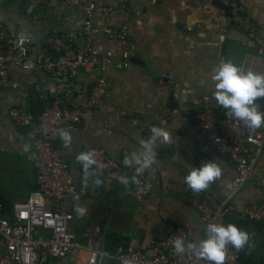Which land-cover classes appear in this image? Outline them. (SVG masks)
Here are the masks:
<instances>
[{
    "label": "crops",
    "instance_id": "1",
    "mask_svg": "<svg viewBox=\"0 0 264 264\" xmlns=\"http://www.w3.org/2000/svg\"><path fill=\"white\" fill-rule=\"evenodd\" d=\"M95 1L100 26L128 28L125 40L100 35L96 49L112 51L116 60L130 66L108 68L111 91L102 111L84 107L95 73H84L75 82H57L38 67L13 68L12 78L19 82V90L0 88V202L8 212L36 188L34 170L27 160L34 129L17 127L10 111L27 106L33 115H39L48 103L61 99L69 107L81 109V122L62 129L69 133L70 141L65 143L61 135L58 140L77 182L82 166L76 157L88 148L103 145L114 156L124 149L131 153L139 148L141 139L148 138L146 130L153 124L161 125L167 135L155 144L156 159L147 170L154 187L143 202L133 196V173L127 170L105 176L88 173L85 189L61 201L59 207L74 215L71 229L76 237L84 240L87 227L100 224L104 240L115 234L124 245L149 253L151 242L164 237L167 224L174 223L188 231L189 240L197 241L205 233L193 200L208 192L212 207L229 208L227 223L249 233L248 244L241 248L242 264H264V225L250 221L245 214L249 205L264 203V149L255 178L231 200L228 190L237 172L227 158L216 157L221 175L205 189L193 191L183 179L190 166H198L197 143L187 131L200 107L196 99L209 95L218 117L231 115L212 94V67L230 59L241 68L264 73V54L255 39L232 20V0ZM238 1L244 6L247 22L258 27L264 40V0ZM103 7L111 8L109 16L102 14ZM84 19L83 8L64 0H0V20L13 41L20 37L29 40L26 60L34 65L45 53L49 35L83 46L78 32ZM254 102L264 110V96ZM251 156H255L254 149ZM81 208L82 213L78 212ZM86 257L85 250L65 258L41 253L37 264H81Z\"/></svg>",
    "mask_w": 264,
    "mask_h": 264
},
{
    "label": "built area",
    "instance_id": "2",
    "mask_svg": "<svg viewBox=\"0 0 264 264\" xmlns=\"http://www.w3.org/2000/svg\"><path fill=\"white\" fill-rule=\"evenodd\" d=\"M64 1L72 7L83 8L85 12L78 32L84 41L83 46L79 47L57 34L49 35L45 41V53L35 65L30 64L26 60L29 40L20 37L18 41H13L6 23L0 20V88L19 90V82L12 78L15 67L25 70L38 67L49 79L57 82H75L84 73H95L96 79L84 107L102 111L111 91L106 76L108 68L114 65L118 69H127L130 63L116 60L112 51L101 53L96 49L95 42L100 35L112 40H125L128 28L100 26L95 19L99 8L95 0ZM231 9L232 20L239 28L249 32L259 52L264 54V40L258 27L247 22L244 6L238 0H232ZM101 11L104 16H109L111 8L103 7ZM242 69L247 71L245 67ZM196 101L200 107L187 131L197 143L198 166L217 156L234 164L237 176L230 183L227 195V199L231 200L256 176V163L264 149V124L248 128L232 115L218 117L209 95H202ZM254 105L258 111L264 112L257 102ZM10 117L20 129H34L27 160L34 170L36 188L27 200L15 202L8 212L5 204L0 202V264H37L41 253L51 258H65L84 250L87 257L81 264H210L203 258L179 255L172 250L175 236L189 239L188 231L179 224L168 223L164 237L151 242L149 253L124 244L108 249L100 224L88 226L84 240L76 237L71 229L73 213L59 205L64 198L85 189L88 173L105 176L113 171H131L132 194L136 200L143 202L154 187L148 171L135 174L132 168L123 164L124 157L130 154L128 150L124 149L114 156L108 153L105 146L96 145L87 149L86 152L93 154L94 162L87 167L81 162L82 175L77 182L70 164L62 156L58 140L64 126L81 122V109L71 108L61 99H56L48 103L39 115H33L27 106H19L10 111ZM153 125L146 130L147 136L151 134ZM253 149L255 156H251ZM209 198V193L205 192L201 198L193 200L200 223L204 228L210 222L227 223L229 208H214ZM245 214L250 221L264 225V203L249 205ZM241 259V249L226 246L223 264H242Z\"/></svg>",
    "mask_w": 264,
    "mask_h": 264
},
{
    "label": "clouds",
    "instance_id": "3",
    "mask_svg": "<svg viewBox=\"0 0 264 264\" xmlns=\"http://www.w3.org/2000/svg\"><path fill=\"white\" fill-rule=\"evenodd\" d=\"M212 94L218 105L227 109L230 114L242 121L248 128H256L264 124V112L258 111L254 105L257 97L264 96V73L251 69L245 71L230 59L216 63L210 74ZM147 139L139 141V148L123 159V164L140 174L152 167L156 159L155 144L157 140H166L165 131L153 125ZM65 143L70 141L67 131L60 132ZM84 166L92 164L93 154L81 152L76 157ZM221 175V166L217 160L211 159L199 166H190L183 179L188 188L200 191ZM99 183V181H97ZM84 209H78L83 212ZM205 235L192 241L181 236L172 240V250L179 255H190L203 258L210 264H223L227 245L241 249L249 242V233L233 222H210L204 228Z\"/></svg>",
    "mask_w": 264,
    "mask_h": 264
},
{
    "label": "trees",
    "instance_id": "4",
    "mask_svg": "<svg viewBox=\"0 0 264 264\" xmlns=\"http://www.w3.org/2000/svg\"><path fill=\"white\" fill-rule=\"evenodd\" d=\"M118 244H124V243L123 240L120 237L116 236L115 234H111L105 239V246L108 249H114Z\"/></svg>",
    "mask_w": 264,
    "mask_h": 264
}]
</instances>
